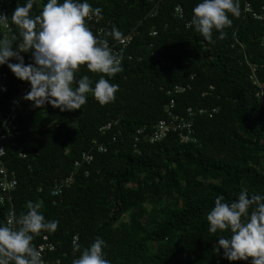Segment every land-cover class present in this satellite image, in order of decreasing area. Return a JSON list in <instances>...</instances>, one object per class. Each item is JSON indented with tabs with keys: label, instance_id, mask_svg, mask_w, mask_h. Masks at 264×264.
<instances>
[{
	"label": "trees",
	"instance_id": "16d2710c",
	"mask_svg": "<svg viewBox=\"0 0 264 264\" xmlns=\"http://www.w3.org/2000/svg\"><path fill=\"white\" fill-rule=\"evenodd\" d=\"M249 1L253 12L264 14V0ZM77 2L102 9L99 23L86 22L90 30L115 26L123 36L133 33L131 43L119 50L122 72L108 77L85 65L76 73L77 78L87 75L93 88L104 75L119 90L106 104L90 92L79 110L65 112L50 104L34 108L23 100L14 122L18 133L2 140L5 165L18 184L11 199L5 195L0 202V225L11 209L19 216L29 201L40 202L45 220L59 221L54 233L34 236L35 247L43 236L55 244L45 253L48 264H73L79 258L80 252L73 254L74 237L81 251L102 238L104 258L111 264H251L229 261L223 249H215L218 239L231 232L211 233L207 214L220 195L235 201L246 188L250 195L264 196V112L254 81L264 84V19L253 17L245 0H238L240 15L228 13L232 25L224 29L226 38L219 39L220 32L213 29L209 42L188 26L193 8L203 0ZM25 3L0 0V12L10 17ZM46 3L37 0L31 14H39ZM178 5L182 18L175 15ZM12 34H18L15 25L0 27V39ZM21 55L25 64L32 63L30 52ZM19 83L28 82L0 65V124ZM176 86L184 90L175 92ZM171 100L179 115L189 107L217 111L193 117L196 142H180L176 133H169L136 151L135 130H150L166 118ZM100 144L105 151H98ZM84 153L92 154L89 163L83 162ZM70 175L73 181L53 194L55 182Z\"/></svg>",
	"mask_w": 264,
	"mask_h": 264
},
{
	"label": "clouds",
	"instance_id": "9594fccd",
	"mask_svg": "<svg viewBox=\"0 0 264 264\" xmlns=\"http://www.w3.org/2000/svg\"><path fill=\"white\" fill-rule=\"evenodd\" d=\"M37 0H26L18 5L9 17L0 12V27L16 26L18 34L0 39V65H7L16 78L30 82L31 90L23 97L34 108L50 104L61 112L79 110L92 93L100 104L115 99L119 90L101 75L95 82L87 76L76 77L81 66L93 73L114 77L123 71V52L117 53L110 46L111 37L124 42L123 33L115 26L104 31L103 37L93 34L86 24L87 18L103 19L102 9L77 0H47L39 14L32 15ZM228 13L240 15L238 0H203L193 8L189 27L209 42L213 29L226 38V27L232 25ZM19 39L14 48L13 45ZM31 53L32 63L25 64L21 53ZM16 60L17 63L10 61ZM2 151V150H0ZM40 202L29 201L26 212L16 216L9 212L6 222L0 225V264H44L41 251L33 245L34 236L42 231L54 233L59 221H46L41 214ZM209 231L230 230L231 236L221 237L215 249H223L224 258L232 261H251L264 264V196L242 189L235 201L226 202L223 195L215 199L214 207L207 214ZM73 254L80 252L73 264H111L104 258L106 242L97 237L88 248L81 251L78 237L73 238Z\"/></svg>",
	"mask_w": 264,
	"mask_h": 264
},
{
	"label": "built area",
	"instance_id": "2783aa9c",
	"mask_svg": "<svg viewBox=\"0 0 264 264\" xmlns=\"http://www.w3.org/2000/svg\"><path fill=\"white\" fill-rule=\"evenodd\" d=\"M245 10L253 15V17L257 19H264V14H256L253 12L251 2L249 0H245ZM175 15L182 18L183 17V8L178 5L174 9ZM86 22L91 23H99V20L95 16H90L87 18ZM190 23H188V26ZM94 35L97 37H101L104 32L103 26H98L96 28H92L91 30ZM152 34H155L153 32ZM124 42L120 43L118 41L114 43H109V46L117 53H119L120 49L126 48L127 45H129L133 39V33H129L124 35ZM254 67V66H253ZM255 71V69H252ZM6 75L2 74V81H5ZM255 83H257L259 90L256 92V96L259 99L260 105L263 107L264 112V84L258 83L257 80H254ZM210 89H213V86H210ZM31 90V84L28 83H19L17 85V90L14 96L10 99V109L7 115L4 117L3 122L0 124V189L2 192V196L0 197V202L4 201L5 195L8 196V199H11V192L16 189V186L18 184L17 178L14 174V172H9L3 157L5 156V149L2 144V140L6 136H14L17 134V130L15 129V119L17 117V111L19 110V107L21 103H23V97L25 94H27ZM184 88L176 86L175 92L183 91ZM33 107V105H32ZM174 100H171L170 103L166 107L167 117L160 119L157 123H155L150 130H147V127H139L135 130L133 135V146L134 149L137 151L139 149V146L143 143H149L153 144L155 142H159L163 140L169 133H176L180 142H196V138L193 136V129H192V120L193 117L196 116L198 113H207L209 116H212V113H215L217 111V108H212V110L208 111L207 109L200 108L198 110L189 107L186 110V113L184 115H179L174 112ZM198 112V113H197ZM1 115V114H0ZM116 121L109 122L106 125L102 126L100 129L101 131H104L105 129H108L112 127V125H115ZM115 139V138H114ZM98 151H105L106 147L103 145H98ZM22 156H25L24 154H21ZM92 154L90 153H84L82 156L83 162L89 163L92 160ZM80 165L79 161L75 162V167H78ZM73 181V175H70L64 179H61L57 182H55V189L53 190V194H58L60 192V188L62 186H68ZM10 212H14L13 209L10 210ZM37 250L41 251V258L44 262V264H48L45 259V253L47 251H53L55 249V244L50 242L47 236L42 237V242L36 247Z\"/></svg>",
	"mask_w": 264,
	"mask_h": 264
},
{
	"label": "rangeland",
	"instance_id": "374dc122",
	"mask_svg": "<svg viewBox=\"0 0 264 264\" xmlns=\"http://www.w3.org/2000/svg\"><path fill=\"white\" fill-rule=\"evenodd\" d=\"M175 170H176V171H179V167L176 166V167H175ZM130 185H131V184H130ZM178 189H179V191H180V190L182 189V185H181V186L178 185ZM126 216H127V215H125L124 218H126ZM124 218H123V219H124Z\"/></svg>",
	"mask_w": 264,
	"mask_h": 264
}]
</instances>
